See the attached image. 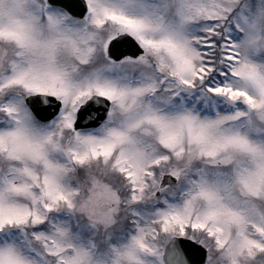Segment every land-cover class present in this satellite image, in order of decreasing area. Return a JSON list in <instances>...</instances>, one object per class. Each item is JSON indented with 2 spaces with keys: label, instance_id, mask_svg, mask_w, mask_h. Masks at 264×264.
<instances>
[{
  "label": "snow or ice",
  "instance_id": "snow-or-ice-1",
  "mask_svg": "<svg viewBox=\"0 0 264 264\" xmlns=\"http://www.w3.org/2000/svg\"><path fill=\"white\" fill-rule=\"evenodd\" d=\"M0 264H264V0H0Z\"/></svg>",
  "mask_w": 264,
  "mask_h": 264
}]
</instances>
